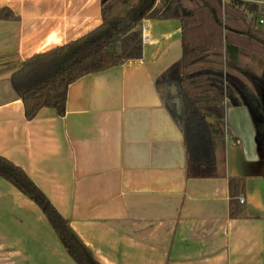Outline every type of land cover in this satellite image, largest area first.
Returning a JSON list of instances; mask_svg holds the SVG:
<instances>
[{"label": "crops", "instance_id": "obj_1", "mask_svg": "<svg viewBox=\"0 0 264 264\" xmlns=\"http://www.w3.org/2000/svg\"><path fill=\"white\" fill-rule=\"evenodd\" d=\"M136 1L0 0V12L14 14L0 17V155L25 170L99 264H264V155L240 97L224 101L217 175L189 176L179 20L145 19L143 56L71 83L64 114L25 115L12 84L23 62L100 26L104 6L121 16ZM233 180L245 184L236 198L247 217L231 214ZM0 264H77L43 209L2 176Z\"/></svg>", "mask_w": 264, "mask_h": 264}, {"label": "trees", "instance_id": "obj_2", "mask_svg": "<svg viewBox=\"0 0 264 264\" xmlns=\"http://www.w3.org/2000/svg\"><path fill=\"white\" fill-rule=\"evenodd\" d=\"M108 1L102 0L103 5ZM260 15L264 11L254 0H137L121 16H109L104 6L100 26L26 59L13 74L12 84L28 119L44 107L55 108L62 115L71 83L143 56L144 19H177L182 24L183 56L174 69L179 74L183 104L179 119L187 147L188 173L193 177L215 176L216 139L223 133L226 97H240L249 106L264 155V77L243 71L238 64L242 50L264 60ZM2 16L13 18L14 14L1 11ZM232 70L241 71L253 85ZM0 176L43 209L77 264H99L69 220L22 167L0 155ZM244 191L243 182L232 181L231 214L238 218L247 217L245 202L236 198Z\"/></svg>", "mask_w": 264, "mask_h": 264}, {"label": "rangeland", "instance_id": "obj_3", "mask_svg": "<svg viewBox=\"0 0 264 264\" xmlns=\"http://www.w3.org/2000/svg\"><path fill=\"white\" fill-rule=\"evenodd\" d=\"M264 11V7L261 8ZM264 18V15H260L258 17V26L259 28L264 29V23H261L260 20L261 18ZM224 57V56H223ZM225 60V57H224ZM238 64L239 68L241 70H245L247 72H251L253 74H256L260 77H264V60L261 59L260 57L247 52V51H241L240 52V59H238ZM227 69V68H226ZM229 71V69H227ZM233 72H236L239 76V78H242L248 85H253L250 79L244 75L241 71L239 70H232Z\"/></svg>", "mask_w": 264, "mask_h": 264}, {"label": "built area", "instance_id": "obj_4", "mask_svg": "<svg viewBox=\"0 0 264 264\" xmlns=\"http://www.w3.org/2000/svg\"><path fill=\"white\" fill-rule=\"evenodd\" d=\"M224 1H228V0H224ZM254 2L257 3L260 6V8L264 7V0H254ZM143 21L144 22H142V31H143V40H145L146 36L144 35V32H145V28H147V22L145 19ZM260 22L264 23L263 17L261 18ZM240 200H241V202H245L244 197H241Z\"/></svg>", "mask_w": 264, "mask_h": 264}, {"label": "water", "instance_id": "obj_5", "mask_svg": "<svg viewBox=\"0 0 264 264\" xmlns=\"http://www.w3.org/2000/svg\"><path fill=\"white\" fill-rule=\"evenodd\" d=\"M176 103H177L178 112H181V99L180 98L176 99Z\"/></svg>", "mask_w": 264, "mask_h": 264}]
</instances>
